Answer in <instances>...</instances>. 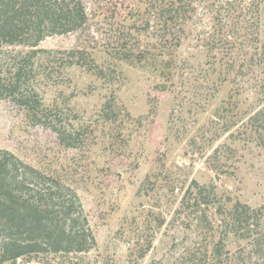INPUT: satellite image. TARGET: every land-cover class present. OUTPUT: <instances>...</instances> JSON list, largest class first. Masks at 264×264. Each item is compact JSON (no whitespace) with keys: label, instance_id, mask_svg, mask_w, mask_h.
<instances>
[{"label":"rangeland","instance_id":"374dc122","mask_svg":"<svg viewBox=\"0 0 264 264\" xmlns=\"http://www.w3.org/2000/svg\"><path fill=\"white\" fill-rule=\"evenodd\" d=\"M83 2L86 25L46 38L35 58L0 47V77L19 72L41 109L0 98V150L73 189L95 238L87 253L27 264H264L216 213L239 201L264 214V132L249 122L264 107V4ZM166 7L180 17L170 34L157 14ZM193 182L215 188L214 231L196 209L178 213Z\"/></svg>","mask_w":264,"mask_h":264},{"label":"trees","instance_id":"16d2710c","mask_svg":"<svg viewBox=\"0 0 264 264\" xmlns=\"http://www.w3.org/2000/svg\"><path fill=\"white\" fill-rule=\"evenodd\" d=\"M170 2L175 3L176 0ZM261 3L264 4V0ZM170 6L173 5L170 3ZM173 12L166 7L157 13L163 18L162 24L167 34L180 18ZM87 22L88 14L83 0H0V47H27L35 58L44 52L38 47L46 38L79 31ZM123 48L120 52H125ZM84 54L82 51L71 53L74 58ZM20 77L19 72L8 81L0 77V98H13L32 113L39 114L38 100L19 87ZM261 85L264 91V80ZM156 87L164 91L166 88L161 84ZM34 117L41 122L37 115ZM249 122L251 129L261 138V132H264V107L255 112ZM59 138L65 146L75 147L65 133H60ZM260 140L264 148V139ZM217 199L213 186H200L193 182L178 213L196 209L201 213L197 217L200 225L208 232L214 231L208 212L216 208ZM201 206H205V210L200 209ZM262 209H252L237 201L230 207L216 211L221 218L220 229L228 237L236 235L248 240L251 258L256 256L261 260L264 259ZM225 238L216 246L218 257L223 255ZM94 245L89 219L77 193L11 152L0 150V264H27V259L43 254H83ZM249 257L243 258V263L239 264H245Z\"/></svg>","mask_w":264,"mask_h":264}]
</instances>
